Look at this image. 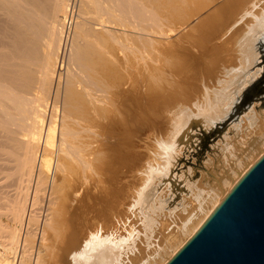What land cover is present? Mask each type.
Wrapping results in <instances>:
<instances>
[{
  "label": "bare ground",
  "instance_id": "6f19581e",
  "mask_svg": "<svg viewBox=\"0 0 264 264\" xmlns=\"http://www.w3.org/2000/svg\"><path fill=\"white\" fill-rule=\"evenodd\" d=\"M259 1L0 0V264H67L66 259L125 264L131 255L141 257L146 251L136 252L141 242L131 229L133 221L138 223L135 215H127L134 219L131 230H118L126 222L123 212L114 227L110 194L126 186L114 191L118 182L111 180H119L115 175L123 168L139 167L145 156L134 152V137L160 130L164 118L170 121L169 133L155 141L156 150L137 169L143 183L127 209L138 207L144 235L139 236L148 242L157 227L152 214L162 213L166 203L157 199L145 212V191L156 178L171 177L164 197L190 195L194 211L175 222L179 227L163 247L153 241L157 249L144 253L140 264H166L182 248L264 155V84L258 83L264 76V0L263 7ZM72 24L71 34H65ZM228 45L234 66L226 64ZM195 69L202 73L203 95L191 110V96L180 84L188 83ZM118 132L127 134V140L120 135L126 146L115 144ZM182 139L187 154L204 168L201 186L194 181L193 163L169 174ZM206 152L213 159L208 155L205 162ZM90 195L109 198L113 223L103 225L108 231L95 222L98 218L94 222L100 229L92 234L87 223L85 230L77 228L74 215ZM35 208L43 218L35 217ZM159 228L158 239L164 225Z\"/></svg>",
  "mask_w": 264,
  "mask_h": 264
},
{
  "label": "rangeland",
  "instance_id": "374dc122",
  "mask_svg": "<svg viewBox=\"0 0 264 264\" xmlns=\"http://www.w3.org/2000/svg\"><path fill=\"white\" fill-rule=\"evenodd\" d=\"M258 3H260V4L258 5V6H260V5L263 3V0H260ZM258 3H257V4H258ZM261 7H263V5H261ZM75 11H76V9H75ZM75 16H76V13H75ZM69 26H70V25H67V27H69ZM67 27L64 29V31L66 30L64 33L66 34V32L69 30L68 33L71 34V31H73V24H72V26H70L68 29H67ZM70 28H71L72 30H71ZM70 30H71V31H70ZM65 34H64V35H65ZM221 39H222V38H221ZM221 39H220V41H219V39H217L218 42H217V43L215 42V43H216V44H220ZM217 40H216V41H217ZM228 46H229V45H228ZM228 46H227V47H228ZM230 46H231V45H230ZM230 46L228 47L229 49H226V50H225V51H226V52H225V53H226V54H225V57L228 56L227 58L229 59V60H228V59L226 58V59H227L226 64H227V66H231V64H232V66H234L235 63H234L233 61H235L236 59H234L235 57H232V56H235V54H234L232 51H230V53H228V51H227V50H230V49H231ZM231 50H232V49H231ZM227 53H228V54H227ZM226 55H227V56H226ZM230 55H232V56H230ZM229 56H230V57H229ZM225 57H224V58H225ZM66 60H67V59H66V55H65L64 63H66ZM230 60H231V61H230ZM228 61H229L231 64H229ZM235 62H236V61H235ZM233 63H234V65H233ZM226 64H225V66H226ZM228 64H229V65H228ZM202 67H203V66H202ZM196 69H198V71L200 70L199 67L196 68ZM196 69L194 70L195 72L193 71L191 75H193L194 73H196V71H197ZM219 69H220V70H218L219 72L217 71V72L215 73L216 76H218V77H219L220 74H221L220 71H222V70H221V67H220ZM197 73H199L200 75L198 74V76L196 77ZM197 73L194 74L195 76H194V75L191 76L190 74H188L189 76H187V77H188V81H189V82H188V83L181 82V84H180V85H182V88H183V87H187V89L185 88V90L187 91L188 95L191 96V98H190V100H189V101H191V103H190L189 105H187V106H189V108H190L191 110H193V109H192V103H194V102H196V101H201V100H202V95H203V88H202V84H201V81H200V80H201L200 78H202V73H201V71H200V72H197ZM218 73H219V74H218ZM194 77H196L197 79H195ZM189 78H190V80H189ZM193 78H194V80H193ZM263 79H264V76L261 77L260 79H258V83H263V84H264V80H263ZM191 81H192V82H191ZM198 81H199L200 83H197ZM211 81H214V79L211 78ZM211 81H210V82H211ZM194 83H196V84H198V85H197V86H196V84H195V85H191V84H194ZM211 83H212V82H211ZM184 84H185V85H184ZM190 85H191V87H188V86H190ZM193 86H195V87H193ZM180 87H181V86H180ZM188 88H189V91H190V92L188 91ZM190 88H191V89H190ZM196 93H197V95H198V94H199V95L197 96ZM193 97H194V98H193ZM245 99L247 100L248 98H245ZM245 99H242L240 103L243 104L244 101H245ZM177 107H178V104H177L176 106L172 107L171 110H174V109L177 108ZM165 122H166V123H165ZM159 124H160V125H159V128H158V129H160V130L155 129V130H157L156 132H155V130H152V132H153L154 134L151 133V132L149 131V132L145 133V135H143V137L141 136V138H140L139 136H138V138H137V137H134V138H135V142H134V143H136V144H140V146L135 144V146L137 147V149L135 148V149H134V152H137V154H139V152H140L141 155L144 153V154H143V157L145 156V158L143 159L144 161H142V159L140 160V162H139L140 165H139V167H138L137 169H140L141 166L144 165L146 159H147L149 156H151V154H152L153 151L156 150V143H155V141H156L157 139H159V138H160V139H165V138L167 137L168 133H169V130H170V121H169L168 118H164V119L162 120V123H159ZM162 124H163V125L165 124V126H163ZM167 124H168V126H167ZM162 126H163V128H162ZM161 129H164V132H163ZM167 129H168V130H167ZM159 131H160V132H159ZM161 131H162V132H161ZM193 131H195V130L193 129ZM149 133H150V134H149ZM164 133H165V134H164ZM152 134H153V135H152ZM120 135H124V137H127L126 140L128 139V136H126L127 134H122L121 132H118L116 137H117L118 140H120V138H122V141H121V140H120L121 142H120V141H116L117 139H115V144L118 145L119 143H121V144L123 143L122 146H124L125 143H126V140H124V137H123V136H120ZM254 136H255V137H259V136H261V133H259V132L257 133V132H256V133H254ZM116 137H115V138H116ZM118 137H119V138H118ZM134 138H133V139H134ZM139 138H140V139H139ZM137 139H138V140H137ZM148 139H149V140H148ZM249 139H250V138H249ZM123 140H124V141H123ZM144 140H146V141H144ZM247 141H248V140H247ZM247 141H246V142H247ZM116 142H117V143H116ZM118 142H119V143H118ZM124 142H125V143H124ZM147 143H148V144H147ZM146 144H147V145H146ZM117 145H116V146H117ZM247 145H248V142H247ZM125 146H126V145H125ZM149 146H150V147H149ZM180 147H184V148L181 149ZM139 149H140V150H139ZM180 150H182V151H180ZM177 151H178V152L180 151L179 154H181V155H179V157L174 161V164L172 165V172H169V174L171 173V176H172V175H174L175 173H177L178 171L183 170L185 164H187V163L192 164V163H193V165H194V164L196 165L195 168H197V169H196V174H195L194 181H195L196 183H198L197 180H200V181H199V184H197V185H200V186H201L202 183H203V182H202V179H201V178H202L201 174L204 172V171H203L204 168H203L202 166H200V165L194 160V158H191V157L187 154V152H186V150H185L184 139L180 140V141L177 143ZM183 151H184V152H183ZM145 154H146V155H145ZM206 154H207V155H206ZM206 154H205L206 156L204 155L205 162H206V160H207V157H208L209 153L206 152ZM186 155H187V156H186ZM185 156H186V157H185ZM143 157H142V158H143ZM181 157H183V158H181ZM208 158H209L210 160L213 159L211 155H209ZM192 159H193V160H192ZM186 161H187V162H186ZM141 162H143V163H141ZM178 162H179L180 164H179ZM131 163H132V162H131ZM131 163H130V164H131ZM181 163H182V164H181ZM130 164H129V165H130ZM129 165H128V166H129ZM180 165H181V166H180ZM132 166H133V164H132ZM132 166H129L128 168H126V170H124L125 168H123V169H122V170H123L122 172H121V170H119V172H118L117 175H115V176H117L118 178L120 177V178H119L120 181H119V180H116V179L111 180L112 182L114 181V184L118 182L119 185L116 184L115 186H113V183H112V185H111V187L113 186V187H112L113 189L117 188V192H119V189L122 188V187H119V186H123V187L126 186V187L120 189V192H119V193L116 192V193L118 194L117 197H121V198H117V197H115V196L117 195L116 193H115L116 195H114V194H110V196L113 195L114 197L112 196V198H111V197L109 196V197H110V200H109V206L111 205V206L109 207V206H108V202H107V200L109 199L108 197L105 198V199H106V200H105V199H102V198H101V197H104V196H102V195H101V196L98 195V197H97L96 199H98L99 197H100V198H99V200L97 201L92 195H90V196L87 197V199H88L89 201L91 200V202L87 201L86 199L84 200V201H86L87 203L85 202L86 204L83 203V204H82L83 206L81 205L80 208L78 207V209H77V210H78V211H77V215H74V216L76 217V218L74 217V221L76 220L75 223H76V222L78 223V224L76 223V224H77V225H76L77 228H78V225L82 226L81 229H83V228H87V227H86V226H88L87 224H89V227H90V226L92 225V224H90L91 222L94 223V224H93V227H94V228H93L92 226H91L92 228H91V227H90V228H89V227L87 228V230H90V231H91L90 233L92 234V232H93L92 230H93V229H96V227H97V229L99 228L98 226H95L96 223H97L99 226H100V224H101V226L103 227L104 224H107L108 222H112L111 220H109V218L111 219V217H112V220H113V216H114V219H115V220H113V222L115 223V226H114V227H115V229H116V226L120 225V222L118 223V221H119V220H120V221L122 220V217H123V215H124V214L122 215V212H123V213H125V215H126V217L124 216L123 219H124V220L126 219V222H127V223H126L125 221H123V222L121 221V224H122V225H120V226L123 227L124 222H125V223H126V224H125V227H126V225H129L130 222L132 223V221L134 220V219H132V218H134L133 216L135 215V220H137L138 223L140 222L139 224L136 223L135 221H133V224H136V225H133V224H132V226L129 225V226L127 227V228H129L128 230H127V228H124V227L120 229V226H118L119 228H118V227H117V228H118V230L125 229L123 232H126V231H129V230H131V229L136 228L135 232H137L138 235L135 234V235H136V236H135V239H136L135 241H140L141 244L139 243V245H140V246L142 245L143 247H145V248H147V249L145 250V248H143L142 246H141L142 249L140 248V246L137 247V246H138V245H137L138 243H136V247H137L136 250H137V251H136V250H135V251H136L137 253H140L143 249H144V251H146V252H143V251H142L143 253H142V254L140 253V254H141V257H140L139 254H134V255L138 256L137 258H138L139 260H137V258H135L136 256L134 257V255H133V256L131 255V257H130V258H131L130 261L133 262L132 264H140L141 261H142V259H143L145 256L149 255V253L151 254V253H152V252H151L152 250L154 251V249H157V246H158V245H159L158 247H163L164 244H165V242L167 241V239H169L174 233H176L177 227H179V226H176V223L179 225L180 221H181L185 216L191 214L192 211H194V208H195V202H194L193 199H188V198H190V195L185 196V195H186L185 193H182V194H179V195L177 194L178 196H177V195H171V194H170V195H169V198H168V196L164 197V196H165V193H166V191H167V189H166L167 187H165V185L168 186L169 181L171 180V177H168V178H166V177H164V178H156V179L152 182V185H151V186L145 191V196L143 197V199L145 200V202L143 203L142 208H144V209H145V212H147L146 209H149V207H151L150 204H152V205H157V204H156V203H157V199H160V201H164V202L166 203V205H165L166 207H164V210L162 211V213L155 211V212L158 213V214H156L155 212H153L152 216H153V218H154L155 220L157 219V220L155 221V225H154V227L157 226V227L159 228V225H160V228H162L163 225H164L163 230H164V229H165V230L163 231L162 229L159 228V230H162V231H160V238L158 239L159 234H156V232H157V233H159V232H158V228L155 227V228H153V231H152V232H155V231H156V232H155V233H151V235H150L151 238L148 239V242L145 241L146 239H145L144 237H143V239H144V241H143V239H142V237H141V236L143 235V233H142L143 230L141 229V228H142V223H141V222H142L143 218H142V220H141L140 217H142V216H141L140 212L137 211V210H138V207L136 208L137 210L134 209V211H132V212H130L129 209H127V207L129 208V206H130L129 203L131 204L132 201H133V199H134L135 192H136L138 189H140V188L142 187L141 185H142V183H143V182L140 180V178H139V174H138L137 169H133ZM179 166H180V167H179ZM121 168H122V167H121ZM121 168H120V169H121ZM129 168H130V169H129ZM181 168H182V169H181ZM118 169H119V168H118ZM127 170H128V171H127ZM200 170H201V171H200ZM124 171H125V172H124ZM126 171H127V172H126ZM134 171H135V172H134ZM123 172H124L125 174H124ZM201 172H202V173H201ZM113 173L116 174V172L113 171V172L111 173V174H112L111 177L114 175ZM119 173H120V174H123V175H121L123 178H124L125 176H128V177L131 178V179H128V177H126V180H123V178L120 176ZM127 174H129V175H127ZM130 174H131V175H130ZM118 175H119V176H118ZM132 175H133L135 178H134ZM50 177H51V176H50ZM117 177H115V178H117ZM200 177H201V178H200ZM112 178H114V176H113ZM121 178H122V181H123V182L121 181ZM133 178H134V181L137 182V185H139V186H136V183H135L134 181H131ZM138 178H139V179H138ZM195 179H196V180H195ZM115 180H116V182H115ZM137 180H139V181H137ZM125 181H126V182H125ZM128 181H130V182L128 183ZM156 181H157L158 183H157ZM119 182H121V183H119ZM133 182H134V184H135L134 186H135L136 189H135V188L133 187V185H132ZM201 182H202V183H201ZM122 183H123V184H126V185H123ZM128 184H129V185H128ZM155 184H156L157 186H156ZM130 185H131V187H130ZM127 186L130 187V190H129V188H128ZM118 187H119V189H118ZM125 188H128V189H127L128 191H126ZM163 188H164V189H163ZM123 189H125V192L123 191L124 193H123V194H120V193H122V190H123ZM132 189H133V190H132ZM134 189H135V190H134ZM163 190H164L165 192H164ZM114 191H116V189H115ZM161 191H163V192H161ZM126 192H127V193H126ZM124 194H126V195H125V198H124V197L122 198L121 195H124ZM127 194H129L131 197H130L129 195H127ZM158 194H160V195H158ZM163 194H164V195H163ZM161 196H162V197H161ZM179 196H180L181 198H180ZM182 196H183L184 198L186 197L185 199H186V202H187V203L185 204V199H184V200H183V204H184V206H183V204H180V203H182L181 200H180V199H182ZM105 197H106V196H105ZM129 197H130V198H129ZM93 198H94V199H93ZM115 198L118 199V201H120V202L116 201ZM132 198H133V199H132ZM161 198H162V199H161ZM172 198H173V199H172ZM112 199H113V200L115 199L116 203H115V201H113ZM119 199H120V200H119ZM102 200H103V201H102ZM104 200H105V201H104ZM111 200L114 202L113 205H112V203H110ZM123 200H125V201L123 202ZM189 200H190V201H189ZM95 201H96V202H95ZM121 201H122V202H121ZM179 201H180V202H179ZM92 202H93V203H92ZM98 202H99V203H98ZM104 202L106 203V205H105V204H102V203H104ZM155 202H156V203H155ZM178 202H179V203H178ZM189 202H191V203H189ZM89 203H90V204L92 203V204L89 205ZM94 203H95V204L97 203V204L95 205ZM100 203H101V204H100ZM125 203H127L128 206H127V204L125 205ZM114 204H115V205H114ZM119 204H120V205H119ZM122 204H123V205H122ZM189 204H190V205H189ZM192 204H193L194 206H193ZM98 205H99L101 208H103V209L101 210V208H100ZM118 205L121 206V207H122V206H123V207L125 206L124 208H126V209H121ZM176 205H178V206L175 207ZM188 205H189V206H192V207H189ZM87 206H88L89 208H88ZM93 206H94L95 208H94ZM107 206H108L109 208H108ZM112 206H114V207L117 206V207H118L117 210H116L117 207H115V211H116V212L114 211V209H113L114 207H112ZM182 206H183V207H182ZM185 206H186V208H185ZM84 207H85V209H84ZM96 207H97V208H96ZM178 207H179V208H178ZM187 207H188V208H187ZM90 208H92V209H90ZM107 208L111 211V213L114 212V214H112L113 216L110 214V211H109ZM110 208H112V209H110ZM119 208H120V210H119ZM177 208H178V209H177ZM192 208H193V209H192ZM36 209H37V208L33 209V212H34L33 214L35 215V217H37V216H42L41 218H43L44 214L41 215V213H43V211H42L41 213H40V210H38V209H37L38 211H34V210H36ZM82 209H83V210H82ZM87 209H88V210H87ZM106 209H107V210H106ZM171 209H172V210H171ZM179 209H180L181 212L179 211ZM181 209H182L183 211H182ZM191 209H192V210H191ZM79 210H80V211H79ZM103 210H104V211H103ZM112 210H113V212H112ZM122 210H123V211H122ZM135 210H136V211H135ZM173 210H174L176 213H174ZM83 211H84V212H83ZM90 211H91V212H90ZM95 211H96V212H95ZM101 211H102V213H101ZM107 211H108V212H107ZM117 211H118V212H117ZM119 211H120V212H119ZM124 211H125V212H124ZM127 211H128L129 213H128ZM165 211H166V212H165ZM171 211H172V213H171V215L169 216V212H171ZM187 211H188V212L190 211V212L188 213ZM79 212H81L80 215L78 214ZM86 212H87L88 214H87ZM104 212H105V214H104ZM126 212H127V213H126ZM136 212H137V213H136ZM163 212H164V217L162 216V215H163ZM185 212H186V213H185ZM36 213H37V214H36ZM83 213H84V214H83ZM85 213H86V214H85ZM98 213H99V214L101 213L100 216H98V215H99ZM117 213H118V215H119V213H120V215H121V216L119 215V217H121V219H120V218H119V220L117 219L118 221H116V218H115V217L117 216ZM130 213H131V216L128 215V214H130ZM138 213H139V214H138ZM167 213H168V214H167ZM82 214H83V215H82ZM89 214H91L92 216L89 215ZM103 214L105 215V218H104V215H103ZM36 215H37V216H36ZM88 215H89V219H88V217H87ZM95 215H96V216H95ZM127 215H128L129 217H132V218H128ZM132 215H133V216H132ZM154 215H155L156 217H155ZM158 215H160V216H158ZM175 215H176V217H175ZM81 216H82V217H81ZM85 216H86V217H85ZM106 216H107V217H106ZM110 216H111V217H110ZM136 216H139V217H137L138 219L136 218ZM173 216H174V217H173ZM92 217H93V218H92ZM101 217H102L103 219H102ZM108 217H109V218H108ZM159 217H161L162 220H163V219H166V220H163V222H162V220H161V223H162L163 225L160 224V221L158 222ZM168 217H169L170 219H168ZM171 217H172L173 219H172ZM82 218H83V219H82ZM90 218H91V219H90ZM95 218H98V219H96L97 221H95ZM127 218H128L129 221L127 220ZM174 218H176L177 220L174 219ZM81 219H82V220H81ZM87 219L90 220V221H88ZM92 219H93V220H92ZM105 219H106L107 221H106ZM108 220H109V221H108ZM138 220H139V221H138ZM167 220H168V221H167ZM170 220H171V221L175 220V221L171 222ZM83 221H84V222H83ZM86 221H88V222H86ZM94 221H95L96 223H95ZM115 221H116V222H115ZM82 222L84 223V225L81 224ZM113 222H112V223H113ZM166 222L169 223V225H167V227H166V224H165ZM175 222H176V223H175ZM85 223H87V224L85 225ZM112 223H108V224L112 225ZM131 223H130V224H131ZM158 223H159V224H158ZM170 223H171V224H170ZM172 223H174V224H172ZM108 224H107L106 226H109ZM137 225H140V228H139V226H137ZM172 225H173V227H175V228H173ZM83 226H84V227H83ZM130 226L132 227L131 229H130ZM133 226H134V227H133ZM169 226H170V228H169ZM103 228H105V229H103ZM103 228H102L103 231H104V230H105V231H108V230H109V229H106L105 226H104ZM166 228H167V229H166ZM99 229H100V228H99ZM139 229L142 230V231H139ZM155 229H156V230H155ZM83 230H85V229H83ZM110 230H111V229H110ZM118 230H117V231H118ZM166 230H167V231H166ZM138 231H139L140 233H139ZM123 232L120 231V233H122V234L124 235ZM165 232L167 233V235H166ZM164 233H165V234H164ZM168 233H169V234H168ZM171 233H172V234H171ZM139 234H142V235L139 236ZM153 234H154V235H153ZM157 235H158V236H157ZM169 235H170V236H169ZM143 236H144V235H143ZM154 236H155V238H154ZM156 237H157V238H156ZM167 237H168V238H167ZM153 238H154V239H153ZM141 239H142L143 242L141 241ZM156 239H157V240H156ZM164 239H165V240H164ZM153 241H157V243H159V244H156V242L154 243ZM149 242H150V243H149ZM152 242H153V243H152ZM143 243H145V244L143 245ZM146 243H149V246H148V247H147V244H146ZM151 243H152V244H151ZM153 244H154V246H155L156 248L153 246ZM155 244H156L157 246H156ZM145 245H146V246H145ZM150 245H151L152 247H150ZM149 247H150V249H149ZM153 247H154V248H153ZM138 248H139L141 251L138 250ZM147 250H148V251H147ZM149 250H150V251H149ZM136 252H135V253H136ZM144 253H145V254H144ZM143 254H144L145 256H144ZM146 254H147V255H146ZM68 257H69V256H68ZM68 257H66V258H68ZM133 258H134V259H133ZM135 259H136V260H135ZM66 260H67V261L69 260L68 262L66 261L67 264H72L71 261H70V259H66ZM132 260H133V261H132ZM143 260H144V259H143ZM135 261H136V262H135ZM69 262H70V263H69ZM131 262H130V263H131ZM134 262H135V263H134ZM142 262H143V261H142ZM130 263H129V262H127V263L125 262V264H130Z\"/></svg>",
  "mask_w": 264,
  "mask_h": 264
},
{
  "label": "water",
  "instance_id": "95a60500",
  "mask_svg": "<svg viewBox=\"0 0 264 264\" xmlns=\"http://www.w3.org/2000/svg\"><path fill=\"white\" fill-rule=\"evenodd\" d=\"M166 264H264V155Z\"/></svg>",
  "mask_w": 264,
  "mask_h": 264
}]
</instances>
